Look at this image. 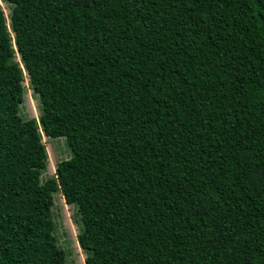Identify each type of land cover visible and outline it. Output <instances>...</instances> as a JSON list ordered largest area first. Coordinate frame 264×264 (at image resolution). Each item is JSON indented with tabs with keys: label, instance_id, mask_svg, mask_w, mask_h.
I'll return each mask as SVG.
<instances>
[{
	"label": "trees",
	"instance_id": "16d2710c",
	"mask_svg": "<svg viewBox=\"0 0 264 264\" xmlns=\"http://www.w3.org/2000/svg\"><path fill=\"white\" fill-rule=\"evenodd\" d=\"M8 2L0 264H67L54 191L85 264H264V0ZM40 133L72 153L44 181Z\"/></svg>",
	"mask_w": 264,
	"mask_h": 264
},
{
	"label": "rangeland",
	"instance_id": "374dc122",
	"mask_svg": "<svg viewBox=\"0 0 264 264\" xmlns=\"http://www.w3.org/2000/svg\"><path fill=\"white\" fill-rule=\"evenodd\" d=\"M0 6L3 10L8 30L9 32L11 31L10 34H12V30L9 26L13 5L8 2V0H0ZM20 59L19 53L14 49L12 61L18 62L22 67L23 64ZM28 79L25 76L23 77V100L20 103L19 115L22 119L34 118L40 132V130H42L39 121L42 113L41 102ZM43 133H40V137L45 149L47 148V151L46 166L41 171L42 181L49 177H55L57 163L61 160L70 158L72 155L64 136L51 138L46 135L45 138ZM52 216L55 222L54 233L57 237L58 245L66 252V263L85 264L87 253L81 249L77 239L80 228L76 215V208L73 204L65 203V200L59 191H54L53 193Z\"/></svg>",
	"mask_w": 264,
	"mask_h": 264
}]
</instances>
